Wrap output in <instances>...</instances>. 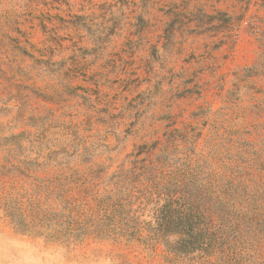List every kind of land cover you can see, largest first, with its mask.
Masks as SVG:
<instances>
[{
	"label": "rangeland",
	"instance_id": "rangeland-1",
	"mask_svg": "<svg viewBox=\"0 0 264 264\" xmlns=\"http://www.w3.org/2000/svg\"><path fill=\"white\" fill-rule=\"evenodd\" d=\"M100 197L264 264V0H0V264H164L65 229Z\"/></svg>",
	"mask_w": 264,
	"mask_h": 264
},
{
	"label": "trees",
	"instance_id": "trees-1",
	"mask_svg": "<svg viewBox=\"0 0 264 264\" xmlns=\"http://www.w3.org/2000/svg\"><path fill=\"white\" fill-rule=\"evenodd\" d=\"M134 193L137 195L136 198H142L144 194L151 192L145 188L144 190H135ZM129 197L131 195L127 193L124 199H128ZM131 205L133 204L121 198L112 203L107 202L105 197L97 198L96 207L89 215L81 217L80 214L72 224L67 223L65 229L77 231V234L81 235L95 234L100 238L110 237L109 233L115 231L127 232L128 234L125 235L127 236L126 239L135 240L147 249L154 250L158 244H163L167 252L164 264H202V262L197 263V261L202 259L205 254L201 255L199 253L206 248L211 238L208 235H200L198 230L190 234L187 233V230L194 228L195 222H191L190 219L183 216H177L175 221L173 216H171V207L164 209L161 220L156 223L151 222V220H141L138 216H125L130 210L133 212L139 211V208H143L139 204L137 209H133ZM8 213L10 217H13L10 210H8ZM17 223L21 225L22 222ZM140 229H158L168 233L135 234ZM172 229H177L183 233L179 235V238H172L169 236V231ZM203 260L206 262V259Z\"/></svg>",
	"mask_w": 264,
	"mask_h": 264
}]
</instances>
